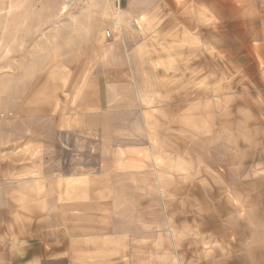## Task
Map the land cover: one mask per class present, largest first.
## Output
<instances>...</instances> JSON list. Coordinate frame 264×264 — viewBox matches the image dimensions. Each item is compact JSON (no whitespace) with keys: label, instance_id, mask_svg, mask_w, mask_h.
<instances>
[{"label":"rangeland","instance_id":"1","mask_svg":"<svg viewBox=\"0 0 264 264\" xmlns=\"http://www.w3.org/2000/svg\"><path fill=\"white\" fill-rule=\"evenodd\" d=\"M221 2L0 0V258L49 204L111 264H264V42Z\"/></svg>","mask_w":264,"mask_h":264},{"label":"crops","instance_id":"2","mask_svg":"<svg viewBox=\"0 0 264 264\" xmlns=\"http://www.w3.org/2000/svg\"><path fill=\"white\" fill-rule=\"evenodd\" d=\"M170 4H174V0H167ZM220 3L219 9L220 12L225 9L226 11H234V20L235 23L238 24L240 28H238L239 32L242 34H246L247 30L252 29L256 38L264 42V0H222ZM226 2H229L230 6H226ZM225 18H228L227 15H222L220 13L219 19V32L221 34L227 33V27L225 26ZM119 23V21H118ZM117 27L121 28L120 23ZM112 37V35H111ZM110 37V38H111ZM146 39V38H145ZM143 38V40H145ZM144 43H140V47L144 46ZM146 47L142 48V50ZM188 54V52L186 53ZM178 56H180L178 54ZM189 56H187L188 58ZM191 57H193V50L191 51ZM43 208L42 216L36 218L38 215L33 212L31 215H27V230L30 232L29 236L23 238H15L13 241L17 246L18 250L15 253H11L10 256L6 258H0V264H45V262L49 263L51 260L55 261L54 264H111V260L114 255H109L106 251V245L102 241H109L110 238H107L106 235L102 236L98 234V227L92 225H86L83 227L84 233L81 235H70L67 236L65 233L66 229V215L62 216V219L55 218V213L52 212L50 208ZM45 207V206H44ZM73 211V210H72ZM87 214H81L80 212H76L72 214L73 220H80ZM42 218V219H40ZM56 220V226L59 231H62L61 235H52V228L49 226H43L42 231H47V233H43L42 235L36 234V229H34V220ZM64 222V224L62 223ZM64 226V230L61 229ZM81 228V227H80ZM78 229V226L75 228ZM91 233H87L90 232ZM92 231H96L95 234ZM53 238L54 240H52ZM113 239V238H112ZM112 242V241H111ZM51 243H57V246H50ZM70 243V245H68ZM124 249V248H123ZM122 255L117 259L126 258V255H129V251H122ZM12 256H17V261H13ZM69 259V261H68ZM119 264H125L124 262H119Z\"/></svg>","mask_w":264,"mask_h":264},{"label":"bare ground","instance_id":"3","mask_svg":"<svg viewBox=\"0 0 264 264\" xmlns=\"http://www.w3.org/2000/svg\"><path fill=\"white\" fill-rule=\"evenodd\" d=\"M12 4H13L12 2L9 3V8L12 7ZM67 10H68V5H67V4H66V5H63V6L61 7V12H62V13L67 12Z\"/></svg>","mask_w":264,"mask_h":264},{"label":"built area","instance_id":"4","mask_svg":"<svg viewBox=\"0 0 264 264\" xmlns=\"http://www.w3.org/2000/svg\"><path fill=\"white\" fill-rule=\"evenodd\" d=\"M106 35H107L108 38H110L111 35H112V32L111 31H107Z\"/></svg>","mask_w":264,"mask_h":264}]
</instances>
